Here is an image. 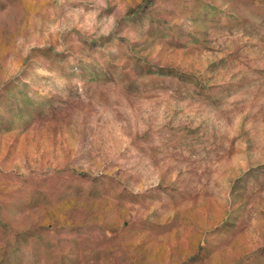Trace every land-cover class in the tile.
<instances>
[{
    "label": "rangeland",
    "instance_id": "1",
    "mask_svg": "<svg viewBox=\"0 0 264 264\" xmlns=\"http://www.w3.org/2000/svg\"><path fill=\"white\" fill-rule=\"evenodd\" d=\"M0 264H264V0H0Z\"/></svg>",
    "mask_w": 264,
    "mask_h": 264
}]
</instances>
